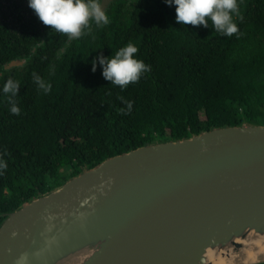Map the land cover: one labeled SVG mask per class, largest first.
I'll use <instances>...</instances> for the list:
<instances>
[{"label":"water","instance_id":"obj_1","mask_svg":"<svg viewBox=\"0 0 264 264\" xmlns=\"http://www.w3.org/2000/svg\"><path fill=\"white\" fill-rule=\"evenodd\" d=\"M26 61L13 58L3 68ZM0 216V264L21 256L19 264L229 260L247 252L245 240L264 237V123L149 141ZM258 263L264 259L224 264Z\"/></svg>","mask_w":264,"mask_h":264},{"label":"trees","instance_id":"obj_2","mask_svg":"<svg viewBox=\"0 0 264 264\" xmlns=\"http://www.w3.org/2000/svg\"><path fill=\"white\" fill-rule=\"evenodd\" d=\"M66 36L43 24L27 0H0V212L149 141L264 123L262 60H223L216 46L188 56L173 50L165 60H143L148 70L121 88L98 61L91 70L80 38ZM17 57L27 58L23 69L3 68ZM9 82L14 93L3 91Z\"/></svg>","mask_w":264,"mask_h":264},{"label":"flooded vegetation","instance_id":"obj_3","mask_svg":"<svg viewBox=\"0 0 264 264\" xmlns=\"http://www.w3.org/2000/svg\"><path fill=\"white\" fill-rule=\"evenodd\" d=\"M237 5V31L223 35L212 27L210 20L208 26L181 25L174 19L175 6L165 4L164 0H111L103 8L109 23L97 26L90 22L81 36H66V41L80 38L86 61L104 52L111 56L128 42L137 47L133 55L145 61L157 57L165 60L173 50L188 56L199 46L218 47V56L223 60L247 57L264 61V0H237ZM16 67L23 69L25 65Z\"/></svg>","mask_w":264,"mask_h":264},{"label":"clouds","instance_id":"obj_4","mask_svg":"<svg viewBox=\"0 0 264 264\" xmlns=\"http://www.w3.org/2000/svg\"><path fill=\"white\" fill-rule=\"evenodd\" d=\"M167 5H174V19L181 25L208 26L210 20L212 27L220 34L231 35L237 31L234 17L239 15L237 0H164ZM28 6L34 11L43 24L50 29L66 34L69 37H79L86 30L90 22L97 26L109 23V17L101 7L99 0H27ZM137 47L128 42L119 47L111 56L98 54L91 61V70L95 71L97 61L101 66L102 76L109 82L126 87L130 82L138 80L148 65L137 56ZM39 82V78L37 77ZM47 91V86L40 83ZM4 92L16 91L15 85L9 82L3 87ZM129 108L131 101L128 102ZM12 111H17L15 107ZM5 164L0 160V167ZM23 256L18 258L22 262Z\"/></svg>","mask_w":264,"mask_h":264},{"label":"bare ground","instance_id":"obj_5","mask_svg":"<svg viewBox=\"0 0 264 264\" xmlns=\"http://www.w3.org/2000/svg\"><path fill=\"white\" fill-rule=\"evenodd\" d=\"M245 242H248L246 244L247 252L245 254H233L232 257L229 260H226L225 258H219L214 259L215 264H224V263H230L232 261V258L236 257L239 261L242 262H252L259 259H264V237L258 236L256 238H251L250 240H245ZM213 252L209 254L210 258H213Z\"/></svg>","mask_w":264,"mask_h":264},{"label":"rangeland","instance_id":"obj_6","mask_svg":"<svg viewBox=\"0 0 264 264\" xmlns=\"http://www.w3.org/2000/svg\"><path fill=\"white\" fill-rule=\"evenodd\" d=\"M22 66H23V65H22ZM22 66H21V67H22Z\"/></svg>","mask_w":264,"mask_h":264}]
</instances>
